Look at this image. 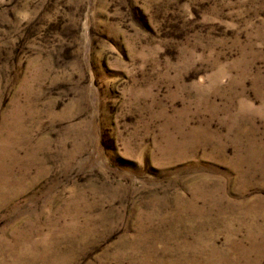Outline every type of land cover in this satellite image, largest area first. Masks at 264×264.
Returning <instances> with one entry per match:
<instances>
[{
    "label": "rangeland",
    "instance_id": "374dc122",
    "mask_svg": "<svg viewBox=\"0 0 264 264\" xmlns=\"http://www.w3.org/2000/svg\"><path fill=\"white\" fill-rule=\"evenodd\" d=\"M0 264H264V0H0Z\"/></svg>",
    "mask_w": 264,
    "mask_h": 264
}]
</instances>
